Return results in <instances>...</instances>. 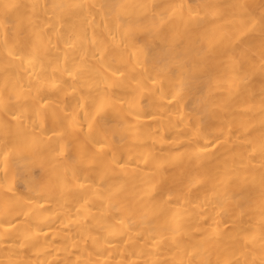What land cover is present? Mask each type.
Here are the masks:
<instances>
[{
  "label": "bare ground",
  "instance_id": "1",
  "mask_svg": "<svg viewBox=\"0 0 264 264\" xmlns=\"http://www.w3.org/2000/svg\"><path fill=\"white\" fill-rule=\"evenodd\" d=\"M0 264H264V0H0Z\"/></svg>",
  "mask_w": 264,
  "mask_h": 264
}]
</instances>
